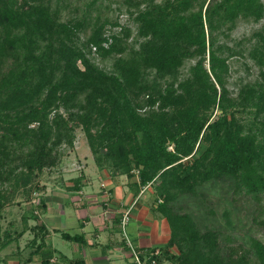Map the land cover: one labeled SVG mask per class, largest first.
Wrapping results in <instances>:
<instances>
[{
    "label": "trees",
    "instance_id": "1",
    "mask_svg": "<svg viewBox=\"0 0 264 264\" xmlns=\"http://www.w3.org/2000/svg\"><path fill=\"white\" fill-rule=\"evenodd\" d=\"M96 2L0 0V209L27 202L37 216L42 174L79 128L98 167L152 188L153 209L169 227L155 264L163 255L173 264H264V240L227 244L178 202L202 200L205 184L228 180L264 226V29L249 45L231 35L240 21L264 16V0H120L123 24ZM68 6L73 13L62 15ZM92 47L110 59L107 69ZM235 55L250 57L258 74L230 88ZM27 228L41 264H51L44 224ZM25 229H5L0 247Z\"/></svg>",
    "mask_w": 264,
    "mask_h": 264
},
{
    "label": "crops",
    "instance_id": "2",
    "mask_svg": "<svg viewBox=\"0 0 264 264\" xmlns=\"http://www.w3.org/2000/svg\"><path fill=\"white\" fill-rule=\"evenodd\" d=\"M70 149L79 169L62 173L64 174L63 179H61L60 173L56 174L58 176L54 178L53 184L46 185L39 193L37 192L35 196H37V200L44 201V207H38L35 217H42V219L29 222L25 218L24 208L20 206L18 222L21 223L20 227H26V229L17 239L20 240L23 235L27 234L26 239H23L25 241L22 242V249L29 248L27 251L23 250L22 253H17L20 249L15 251L14 248L0 252V255H4L0 256V259H4L2 264H41L40 253L42 252L34 251V248L28 243L33 233L27 227L37 223H43L47 229L44 242L50 249L53 248L51 264H70V259L74 258H82L84 264H122L119 260L120 257L129 261V251L125 239H129L136 248L145 252L162 246L169 237V227L165 217L153 209L155 205L154 193L150 185H138L135 174L127 176L98 167L92 154L93 168H81L88 163L87 156L90 158L87 143L81 149L74 140L73 147ZM95 177L98 178L97 185ZM44 183H46L45 180ZM48 192L49 195H47ZM130 204H133L131 214L140 224L132 233L136 242L131 238V233L128 230L122 235L118 233L123 210ZM29 207L34 206L31 204ZM13 220L10 219V223L15 226L16 222ZM1 229L2 227H0ZM61 231L71 235L81 234L84 240L65 239L69 243L68 250L64 252L51 239L52 232L60 234ZM59 236L62 237L61 234ZM13 241L8 242L2 248L10 245Z\"/></svg>",
    "mask_w": 264,
    "mask_h": 264
},
{
    "label": "rangeland",
    "instance_id": "3",
    "mask_svg": "<svg viewBox=\"0 0 264 264\" xmlns=\"http://www.w3.org/2000/svg\"><path fill=\"white\" fill-rule=\"evenodd\" d=\"M96 4H98L100 14L103 17H107L109 20H113L115 18L118 19L119 24H123L128 21L127 13L123 10L124 5H121L120 0H97ZM76 5L72 2L71 6ZM71 6H68L62 9V15H67L73 13V9ZM78 6L82 8L83 3L79 2ZM118 7H121L120 11ZM70 10V11H69ZM94 12V10H93ZM120 25L110 26L106 25L108 31L119 29ZM260 29H264V16L259 21H240L234 30L232 31V37L234 39H242L244 41V45H249L251 42L255 40L254 33ZM249 38V39H248ZM232 43V41H230ZM91 54L94 56V61L98 63V65L108 68L110 59H102L96 52L94 47H92ZM230 64V77H229V87H233V83L239 78L243 79V81L253 80L257 77L258 74V66L253 62L250 57H242L239 55L232 56L229 59ZM75 141L79 148L85 147L86 140L81 129H76L75 132ZM62 154L58 164L54 167L45 169L42 177L40 179V183H43L45 186L54 183V178L60 173L61 179H63L62 173L71 172L78 168V163H76V159L73 158V153L70 148L65 145L61 146ZM89 151V150H88ZM89 156H87L88 163L86 166L81 167L84 169H92L93 163L91 159V153L89 152ZM52 172V173H51ZM44 180L46 183H44ZM98 178L95 177L96 185L98 184ZM57 183V182H55ZM58 184V183H57ZM99 188V186H97ZM39 193V192H38ZM200 193L204 194V199L200 200L199 197H193L189 195H181L179 196L178 202L184 205V210L189 211L196 221L201 225V227H218L220 229L221 238L226 240L227 244H242L247 245L249 237L257 236L264 240V226H259L258 220L255 221L257 217V207L253 204L251 199L242 194V193H234L232 187L230 186V182L228 180L218 181L213 183L205 184ZM36 194V193H35ZM37 195V194H36ZM49 195V192L47 193ZM145 195V193H144ZM63 198V197H62ZM64 199V198H63ZM34 202L37 201V198L34 197ZM64 202V200H63ZM264 202V199L263 201ZM31 203H22L21 207H23V211H25L26 218L29 222H35L36 220H40L41 218H36L32 214V209L29 207ZM16 204H9L8 206L0 209V227H2L1 235L4 229H11V235H14L15 230H19L22 227L21 223L19 224V209L21 208ZM30 208V209H29ZM129 214V220L124 226L125 232L128 230L131 233V238L134 239V235L132 234L135 231V228L140 226L139 221L134 217L133 214ZM14 219L16 223L15 226H12L13 223H10ZM13 220V221H14ZM18 222V223H17ZM10 223V224H9ZM20 227V228H19ZM118 233L119 235L123 234L122 228L120 224L118 225ZM60 234L53 233L51 235L52 242L66 252L68 250V241L59 236ZM21 236V235H20ZM27 234L23 235L20 240H15L11 242L10 245L5 247H1L0 252H6L11 249L17 251V253H22L23 248L22 242L26 239ZM19 238V237H18ZM135 241V239H134ZM136 242V241H135ZM134 242V243H135ZM71 254V253H67ZM1 257L4 255H0ZM119 260L122 264H134L131 256H128L127 261L125 258L120 257ZM161 264H173L169 259L162 256ZM4 262V259H0V264Z\"/></svg>",
    "mask_w": 264,
    "mask_h": 264
},
{
    "label": "built area",
    "instance_id": "4",
    "mask_svg": "<svg viewBox=\"0 0 264 264\" xmlns=\"http://www.w3.org/2000/svg\"><path fill=\"white\" fill-rule=\"evenodd\" d=\"M171 146H169L170 148ZM133 204L127 206L122 213L120 218V226L122 228L123 234L125 233L124 226L128 221L130 210ZM126 245L128 247L129 255L132 258L134 264H155V258L153 255H157L159 253L158 248H153L149 252H145L142 249L136 248L129 239H125Z\"/></svg>",
    "mask_w": 264,
    "mask_h": 264
}]
</instances>
